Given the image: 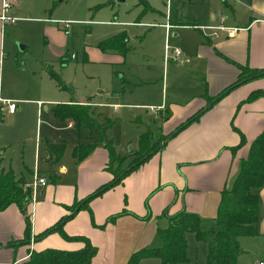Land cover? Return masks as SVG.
<instances>
[{"label":"rangeland","instance_id":"obj_1","mask_svg":"<svg viewBox=\"0 0 264 264\" xmlns=\"http://www.w3.org/2000/svg\"><path fill=\"white\" fill-rule=\"evenodd\" d=\"M14 2L13 6H21V12L15 15L17 17L15 22L4 24L6 56L2 60L0 72V103L4 104V106L0 105L4 113L0 133L1 144L5 146V164L8 167H12L17 174L24 172L25 176L29 177H25L27 182L34 180V175L37 173L45 176L49 184L58 183V186H61L63 183L78 182L80 162L75 156V148L79 142H97L103 147L105 141L113 139L118 152L127 158L122 164L124 167L133 158L151 148V142L144 150L140 144V136L146 130L152 132L153 143L164 141L167 134L163 133L161 115L154 113V110L148 111L130 104L143 101L155 105L162 102L165 94L168 106L169 103L180 104L189 97L186 94L188 91L194 93L197 89L193 77L188 73H185V77L181 76L177 82L170 80L168 87L163 89L161 78L164 75L165 28L157 27L155 32H152L149 31L151 27L146 26L144 22L164 23L167 21L164 15L166 12L173 16V19L187 16L189 20H195L203 13L199 4L190 5L188 1L183 0H124L123 2L14 0ZM62 20L71 21L68 35L63 33L64 23L60 22ZM109 21L117 23L113 24ZM135 22H143V24L139 25ZM181 29V35L178 37L170 35V39L168 38L171 48L178 47L182 39H191L197 35L194 28ZM120 31L130 35L132 37L130 44L135 46L125 62H93L86 57L88 48H99L103 40L113 37ZM21 45H26V49L22 50ZM187 57L190 60V57ZM152 78L161 80L155 89L150 86L143 88L135 86L140 79ZM108 92L124 94L118 99L122 108L116 110L113 108L114 105L102 104L98 109L99 116L96 109H90L88 122L94 123L92 128L86 123L80 128L76 124L72 127L67 126L69 118L58 117L53 110L56 104L50 103L51 100L85 98L94 93L102 94L99 100L106 103ZM41 99L45 101L39 113L38 100ZM3 100L16 102L17 111L13 114L9 113L8 104ZM58 104L70 103L64 101ZM62 141L65 142L64 150L59 157H56L49 149L48 143ZM97 157H100V153ZM154 175L155 164L136 173L133 179L127 182L130 192L126 187H117L97 203L99 212L116 203H122L127 208L132 201L136 206L143 205L149 208L151 216L158 219L160 226L159 220H165L164 212L167 210V207L162 209L158 206L162 193L154 199L155 207L150 205L151 200L148 197L154 189L146 196L140 194L143 187L154 179ZM41 189V186L35 189L32 199L35 203V211L38 208L36 224L43 223L52 208L51 203L45 199L46 195L40 193ZM81 199L83 197H77L74 203ZM85 208L90 211L88 207ZM261 213L262 209H260L259 222ZM94 215L96 218L95 211ZM202 218L205 228H218L214 218L204 216ZM106 219L101 223L92 224L104 229L108 223H105ZM104 223L105 225H102ZM248 238L243 239V246L250 251L243 254L239 264H253L252 257L258 258L263 255V240L255 238L249 241ZM34 239L35 237L31 236L30 243ZM187 240L188 259L179 264H209L207 243L199 240L193 231L187 232ZM23 244L13 246L12 252H9L11 259L16 258L22 249L25 250L24 247H20ZM94 244L97 246L95 262H98V259H102L100 256L106 252V248L101 242ZM145 245H163L158 228L154 240ZM158 260L160 259L157 257L151 258L149 264H157ZM0 264H9V262L0 261Z\"/></svg>","mask_w":264,"mask_h":264},{"label":"crops","instance_id":"obj_2","mask_svg":"<svg viewBox=\"0 0 264 264\" xmlns=\"http://www.w3.org/2000/svg\"><path fill=\"white\" fill-rule=\"evenodd\" d=\"M10 1L12 8L9 14L16 17L15 15L21 12V6H13L15 5L14 0ZM183 1H188L190 5L199 4L203 10L202 15L195 18V20H189L187 16L173 19V16L166 12L164 13L167 19L166 22L144 23L146 26L151 27L149 31L152 32H155L157 27L165 28L164 24L167 22L173 24L174 27L170 29L169 33L165 28V42L166 40L169 41L170 35L174 37L181 35V28L196 29L197 35L195 37L182 39L177 45L186 56L190 57V60L184 63L173 58L166 60L164 54V75L161 78L163 89H165V87H168L167 84L170 80L177 82L181 76L185 77V73H188L193 77L196 92L188 91L186 94L189 97L182 100L180 104L169 103L168 106V102L165 100L167 98L166 94L162 102L155 105L143 101L130 104L141 109H148V111L154 110V113L161 115L164 134L176 130L178 125L189 116L206 107L210 98L219 95L233 84L241 72L239 65L264 69V0ZM2 3L3 0H0V16L2 14ZM222 17H225L226 25L238 27L234 36L228 37L226 31H219V35L216 36L212 34L213 30L201 29V26L219 25ZM109 22L117 23L115 21ZM135 23L143 24V22ZM4 24L6 23L0 18V54L5 57ZM47 29L51 31L50 28ZM63 33L65 35L69 34H66L64 30ZM128 38L130 44L132 37L129 35ZM130 47L125 55L114 51H103L100 47L97 49L88 48L85 54L93 62L116 61L121 63L126 61V57L135 48L131 44ZM21 49H26V45H21ZM185 66L188 67L185 68ZM160 81L157 78L140 79L135 86L137 88L150 86L155 89ZM257 91L264 92V76L233 88L218 102L206 109L198 119L164 140L165 145L138 169L130 172L122 183H118L117 186L92 199L90 202L91 212L86 208L80 209L64 223V229L68 234L86 235L94 243L101 242L106 248V252L100 256L102 259L95 262L97 257L95 255L91 264H124L134 250L154 240L158 228V219L152 216L145 217L147 211V213H151L146 206H136L130 201L127 208L122 203L109 205L107 208L101 209V212L97 208V203L105 199L117 187H126L129 191L127 182L129 183L136 173L138 174L141 170L151 167L153 164H155L154 179L150 180L140 192V194L146 196L150 190L154 189L148 196L152 207H155L154 199L162 193L158 206L162 209L167 207L168 214H176L185 208L215 220L222 190L230 184L233 176L238 171L240 160L247 155L252 140L264 129V96L247 101L248 97ZM107 96L106 103L99 100L102 97L100 93L90 94L80 99L51 100L50 103L57 105L65 101L70 104L89 105L91 109H96L98 116L100 115L98 109L102 104L114 105L113 108L116 110L122 108V104L119 103L118 99L120 96H124L123 93L118 95L114 92H108ZM44 101L42 99L38 100L39 113ZM0 105L4 106L3 103H0ZM150 105H154L155 108L152 109ZM17 108L18 106H16ZM16 109L13 112L9 110V113H15ZM67 120V126H74L73 119L69 118ZM2 123L3 121L0 123V129ZM240 132L245 134L246 143L234 152L232 146L239 143L241 139ZM0 147L3 153L2 166L8 168L5 164V146L1 144V133ZM99 153L100 157H97ZM108 161L109 152L107 147L105 145L100 147L97 144L89 156L79 161L78 182L63 183L61 186H58V183L49 184L48 182L47 185L41 186L40 193L46 195L45 199L51 203L52 208L46 220L41 224H36L38 208L35 211L33 200L29 203L28 208L32 213V236L55 223L64 214L69 213L70 210L67 207L77 197L86 196L102 183L110 180L113 173L107 168ZM18 176L26 177L24 172L18 174ZM259 192L262 217L260 222L258 221L257 233L250 235L254 238H248V235L240 236L239 241L242 250L238 257V264L243 254L250 251L244 248L243 239L247 240L248 238L249 241L255 238L262 239L264 243V185ZM125 203L127 204V202ZM38 205L39 201L37 202ZM124 209L131 211V213L119 215L116 219L109 221L104 229L95 225L97 222H103L109 215L121 212ZM94 211L96 212V218ZM93 221H96L95 224H92ZM167 223V216L165 220H159L161 225ZM25 225L24 213L18 204L12 203L7 208L0 210V244H2L0 247V261L15 264L28 257V252L32 249H42L50 246L75 249L84 245L83 240L68 239L59 231H52L42 238L34 239L32 243H24L20 247H24L25 250L22 249L16 258L11 259L9 252H12L11 250L14 247L12 245L5 246L4 244L13 239L24 237ZM118 225H120V228H118ZM116 226L117 228H115ZM151 258L154 257L142 259L140 264H149ZM261 258H264V251L262 256L252 257L253 264H257ZM158 261L159 263H156L160 264V260Z\"/></svg>","mask_w":264,"mask_h":264},{"label":"trees","instance_id":"obj_3","mask_svg":"<svg viewBox=\"0 0 264 264\" xmlns=\"http://www.w3.org/2000/svg\"><path fill=\"white\" fill-rule=\"evenodd\" d=\"M99 47L103 51H114L123 55L131 48L126 32H120L113 37L103 40L99 44ZM239 67L241 72L233 84L219 95L210 98L206 107L189 116L178 125L176 130L168 133L164 140H167L180 129L198 119L206 109H209L236 86L264 76V69L240 65ZM261 96H264L263 91L254 92L248 97L247 101L255 100ZM90 109L91 107L89 105L57 104L53 110L61 119H73L78 128L83 123H86L92 128L94 123L88 122ZM3 119L4 113L0 106V123ZM240 133L241 139L239 143L232 146L234 152L246 143L245 134L243 132ZM151 136L152 132L149 129L141 134L140 144L142 149L147 148L149 142H151V148L144 154L133 158L124 167H122V164L127 159L126 156L118 152L113 139L105 141L104 145L109 152L107 168L113 173V177L102 183L95 190L83 197V199L74 203L76 198L67 207L69 210L71 209L69 213L64 214L59 220L43 231L34 234L35 239H39L52 231H59L68 239L83 240L84 245L75 249L51 246L42 249H32L28 252V257L15 264H91L93 256L97 252V246L86 235L68 234L64 229V223L80 209L84 207L90 209L92 199L122 182L130 172L138 168L165 145V141L153 143ZM97 144V142H79L75 148L76 158L82 161L93 152ZM48 146L52 153L56 157H59L64 150L65 142H49ZM2 161L3 153L0 147V210L7 208L12 203L18 204L24 213L26 224L24 237L21 239H13L4 245L16 246L20 243H30L32 236V213L28 207L33 199V191L26 184L27 179L25 177L18 176L12 167H3ZM263 185L264 129L252 140L247 155L240 160L238 171L233 176L230 184L224 187L221 192L217 214L215 216V222L218 228H205L203 226V218L198 212L184 208L178 213L170 215L166 210L164 215L168 217V223L158 226L159 233L163 239V245L141 246L130 254L125 264H140L141 260L147 257L159 258L160 264H178L186 261L188 259V231L195 232L199 240L207 242L209 264H238V257L242 250L239 241L240 236L257 233L261 201L259 190ZM124 213H131V211L124 209L121 212L109 215L105 223L116 219V217ZM150 216L151 213H148L145 217ZM105 223L102 225H105Z\"/></svg>","mask_w":264,"mask_h":264},{"label":"built area","instance_id":"obj_4","mask_svg":"<svg viewBox=\"0 0 264 264\" xmlns=\"http://www.w3.org/2000/svg\"><path fill=\"white\" fill-rule=\"evenodd\" d=\"M12 8V3L10 0H3L2 3V14L0 16L1 20L4 23H8V22H15L16 21V17H13L9 14L10 9ZM62 23H64V32L66 34L69 33V26L71 21H60ZM165 28L167 29V33H169L170 29L172 27H174L173 24H171L170 22H167L166 24H164ZM201 29L203 30H213L212 34L218 36L219 35V31H226L228 37L234 36L235 32L237 31L238 27H232L229 25L225 24V17H222L220 20L219 25H209V26H201ZM168 35V34H167ZM4 58L3 54H0V72H1V68H2V60ZM173 58L176 61H179L181 63L187 62L189 61V58L185 55V53L183 52V50L180 47H170L168 40L166 41V45H165V59L169 60ZM3 102L5 104H8V109L10 111H14L16 109V102L12 101V100H3ZM152 109H154V106H151ZM28 186H30L33 190V198H34V193H35V189L38 186H44L48 184V179L45 176H41L37 173H35L34 175V180L32 181H28L26 183ZM257 264H264V258H261L258 260Z\"/></svg>","mask_w":264,"mask_h":264},{"label":"water","instance_id":"obj_5","mask_svg":"<svg viewBox=\"0 0 264 264\" xmlns=\"http://www.w3.org/2000/svg\"><path fill=\"white\" fill-rule=\"evenodd\" d=\"M118 1L122 2V1H124V0H118Z\"/></svg>","mask_w":264,"mask_h":264}]
</instances>
